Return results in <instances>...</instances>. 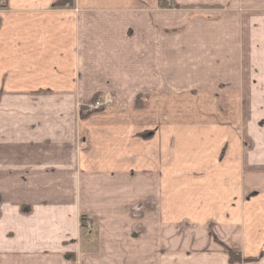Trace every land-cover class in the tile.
I'll return each mask as SVG.
<instances>
[{"label": "crops", "instance_id": "0c3cea01", "mask_svg": "<svg viewBox=\"0 0 264 264\" xmlns=\"http://www.w3.org/2000/svg\"><path fill=\"white\" fill-rule=\"evenodd\" d=\"M4 1L0 264L208 263L174 259L189 246L204 250L208 244H195L198 237L184 230V245H176L173 235L181 232L159 226L157 216L132 215L145 193L162 202L165 182L156 165L142 167L141 150H124L126 118L76 109L105 92L118 107L133 105L150 89L158 41L166 43L169 29L157 18L158 1L74 0L65 8L55 7L57 0ZM246 87L262 91L264 107V84ZM248 198L239 211L233 199L227 250L264 264V197Z\"/></svg>", "mask_w": 264, "mask_h": 264}, {"label": "rangeland", "instance_id": "374dc122", "mask_svg": "<svg viewBox=\"0 0 264 264\" xmlns=\"http://www.w3.org/2000/svg\"><path fill=\"white\" fill-rule=\"evenodd\" d=\"M157 1V18L169 29L166 43L158 41L150 89L140 94L139 106L136 101L118 107L116 97L105 92L106 107L92 113L124 116V150H141L142 167L156 165L165 182L162 202L145 193L132 215L157 216L159 226L181 232L172 234L176 245H184V230L190 239L198 237L195 244H208L201 251L198 245L182 247L174 259L233 264L227 250L233 199L239 211L252 201L248 197H264L262 91L246 87L264 84V0ZM82 106L77 111L92 114ZM138 130L140 141H133Z\"/></svg>", "mask_w": 264, "mask_h": 264}, {"label": "trees", "instance_id": "16d2710c", "mask_svg": "<svg viewBox=\"0 0 264 264\" xmlns=\"http://www.w3.org/2000/svg\"><path fill=\"white\" fill-rule=\"evenodd\" d=\"M73 4H74V0H57L54 3V6L55 7L65 8V7H72ZM99 99H100L99 96H95L94 98H92L91 102H95V101H97ZM138 102H139V100L137 99V105L139 106L140 104H138ZM84 109H86V106H84ZM144 135L145 134H142V136H144ZM66 258L73 259V256L67 255ZM229 261L231 263H247L248 261H253V260L252 259H242L239 254L229 253Z\"/></svg>", "mask_w": 264, "mask_h": 264}, {"label": "built area", "instance_id": "2783aa9c", "mask_svg": "<svg viewBox=\"0 0 264 264\" xmlns=\"http://www.w3.org/2000/svg\"><path fill=\"white\" fill-rule=\"evenodd\" d=\"M4 4H5V1L0 0V10L4 6ZM106 103L107 101L106 100L104 101L103 97L95 102H91L88 106H86L87 112L92 113L94 111L104 109L106 107Z\"/></svg>", "mask_w": 264, "mask_h": 264}]
</instances>
